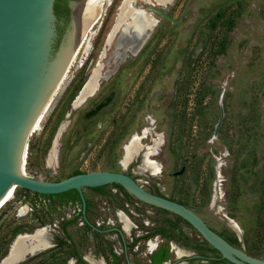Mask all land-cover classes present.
Segmentation results:
<instances>
[{
  "label": "rangeland",
  "instance_id": "1",
  "mask_svg": "<svg viewBox=\"0 0 264 264\" xmlns=\"http://www.w3.org/2000/svg\"><path fill=\"white\" fill-rule=\"evenodd\" d=\"M121 1L104 0L99 24L30 130L21 170L43 181H58L76 170L123 172L146 191L186 204L216 233L235 237L239 248L264 260V0H173L164 7L136 1L134 6L148 12L155 25L135 55L117 59L120 31L108 45L105 41ZM69 34L67 25L58 48L54 35L48 62L66 46ZM95 70L101 77L98 90L73 109ZM62 124L65 128L57 136ZM146 128L150 133L142 140L144 147L153 145L157 135L161 138L153 156L160 165L155 177L141 169L144 150L126 168L119 164L131 137ZM55 138L57 164L49 167L46 159ZM106 192L108 196H100L83 189L92 225L104 221L107 227L109 217L122 227L119 209L134 224L133 234L151 230L143 236L150 241L128 249L129 264H186V258L197 254L203 257L192 264H212L219 257L183 220L142 206L124 189ZM11 193L13 198L0 209V262L18 235L46 226L50 247L19 264H67L77 256L93 260L95 253L105 260L116 257L108 264H126L117 258L119 242L82 225V218L75 216L79 205L21 188ZM40 201L50 203L51 209ZM21 206L28 207L26 216H18ZM149 242L157 245L151 263ZM196 247L200 251L185 249Z\"/></svg>",
  "mask_w": 264,
  "mask_h": 264
},
{
  "label": "water",
  "instance_id": "2",
  "mask_svg": "<svg viewBox=\"0 0 264 264\" xmlns=\"http://www.w3.org/2000/svg\"><path fill=\"white\" fill-rule=\"evenodd\" d=\"M54 1L0 0V200L9 190L16 191L18 188L38 195H58L75 190L80 196L84 222L92 231H98L86 217L83 189L92 191L87 188L107 185L104 191H108L114 188L112 185L115 184L137 199L142 206L183 220L228 263L264 264L263 259L252 257L242 248L226 241L190 208L146 191L136 180L123 172L91 171L58 181H43L24 174L21 170L22 154L30 130L68 63V42L55 60L48 62L55 35ZM81 1L85 0L70 3L69 38L73 26L71 8ZM148 2L159 6L155 0ZM156 13L176 23L169 15L160 11ZM100 18L101 14L97 19ZM150 31L151 28L131 49H121L116 45L115 58L123 59L127 53L135 55L146 42ZM108 38L109 35L105 41L106 45ZM36 72L35 82L30 78ZM103 103L104 100L96 108L99 109ZM83 260L86 261L85 258ZM70 261L76 264L74 260Z\"/></svg>",
  "mask_w": 264,
  "mask_h": 264
},
{
  "label": "bare ground",
  "instance_id": "3",
  "mask_svg": "<svg viewBox=\"0 0 264 264\" xmlns=\"http://www.w3.org/2000/svg\"><path fill=\"white\" fill-rule=\"evenodd\" d=\"M136 1H148V0H122L117 9V15L115 20V25L109 34V38L107 39V44L112 41L114 33L117 30L120 31L121 36L116 40V45L121 49H131L138 44L141 40L140 38L146 35V32L152 29L155 25V20L152 16L146 12L145 10L134 6ZM159 6H167L173 0H155ZM138 5V4H137ZM104 8V0H85L80 3L72 5V16H73V26L72 33L68 41V57H67V66L63 71L59 81L56 83L55 87L51 91L47 101L44 103L40 112L37 115V119L42 116L46 110L48 102L53 100L55 94L60 90L61 85L63 83V77L65 73L68 72L69 66L75 61L77 54L79 51L85 47L87 42L89 41V37L92 34L94 28L99 24L100 19H97L98 16L102 13ZM97 19V20H96ZM96 20V22H94ZM94 22V23H93ZM93 25L91 26V24ZM91 26V27H90ZM133 35V36H132ZM151 36V35H150ZM30 80L37 81V72L35 75H32ZM100 75L97 70H95L90 78L84 84V87L80 93L75 97L72 107L73 109H77L81 107L89 98L94 97L96 91L98 90L100 83ZM110 101L109 99H105L103 105L104 107ZM100 107V108H101ZM99 108V109H100ZM96 111L91 112L87 115V117H91L97 112L99 109L95 108ZM35 121V123H36ZM34 123V124H35ZM34 126V125H33ZM32 126V127H33ZM65 128V124H62L59 128L57 136L63 131ZM32 129V128H31ZM149 129L142 130L141 134H134L129 143L124 147V156L120 161V166L126 168L130 163L131 159L136 155L140 154L143 150L145 151L142 155V165L141 169L146 170L150 173L151 176H157L160 173V165L156 161L153 160V156H155L159 150L161 138L157 135V138L154 140L153 145L144 147L142 144V140L147 137L150 133ZM56 136V138H57ZM156 137V136H155ZM56 138L53 141L52 147L48 152L46 164L49 167H55L57 164V141ZM25 148V147H24ZM24 150V149H23ZM23 155V154H22ZM23 158V157H22ZM23 161V160H22ZM13 198L11 190H9L4 197L0 200V209L1 207ZM28 207L21 206L18 208V216H26V212H28ZM118 218L125 229L131 228V223L129 219L123 215L122 213L118 214ZM234 230H238V226L234 222H230ZM240 230V229H239ZM49 230L48 227H39L31 234L25 233L18 235L10 249L8 254L1 260L0 264H19L26 260L29 255H36L50 247L49 241ZM149 251L153 252L157 248V245L153 242H149L148 244ZM183 252L181 250H176L177 257H182ZM90 264H103L100 260L99 262H94L90 258H85ZM67 264H73V261H70Z\"/></svg>",
  "mask_w": 264,
  "mask_h": 264
},
{
  "label": "flooded vegetation",
  "instance_id": "4",
  "mask_svg": "<svg viewBox=\"0 0 264 264\" xmlns=\"http://www.w3.org/2000/svg\"><path fill=\"white\" fill-rule=\"evenodd\" d=\"M72 1L71 0H68L67 1V4H66V7H68V9H69V22L67 23V24H65V22H64V20H62V21H60L59 22V25L62 27H67V25L68 26H70V3H71ZM65 31V30H64ZM92 191H94V192H96L98 195H100V196H103L102 195V191H99V190H92ZM86 202V207H85V214H86V217H87V219H88V215H89V213H88V208H89V205H90V201H85ZM69 204H70V206H73V205H79L80 206V208L78 209V211H76L75 212V216H80L81 218H82V211H83V208H82V204L81 203H78V202H72V201H70L69 202ZM103 209V211H109L110 209L109 208H107V209H105V208H102ZM122 212L121 210H119V209H117L116 210V212H117V217H118V214L120 213V212ZM122 214L123 215H125L123 212H122ZM105 216H106V213H105ZM126 216V215H125ZM127 217V216H126ZM106 218V217H105ZM89 220V219H88ZM82 221H83V223H82V225L83 226H85L89 231H91V232H93L95 235H98V234H102L103 235V237L105 238V239H108V240H110V241H114V242H119L120 243V245H121V253H119L118 254V260L122 263L123 261H125V263L126 264H129L130 262H129V257H128V254H129V250L128 249H132V250H134V247H136V249H138L139 248V245H140V242L141 241H150L151 240V237H148V238H146V240H144L143 239V236L144 235H149L150 234V232H151V230L149 231H145V232H143L144 233V235H142V234H133V230L131 229V228H133L134 227V224H132L131 223V221H130V223H131V225L133 226H131V230H129V234H127L126 233V230L124 229V227L122 226V227H120V228H118L115 224H114V222L112 221V219H110L109 217H108V219H107V221H106V225H107V227H104L103 226V224H104V221H102L101 223L100 222H98V226H97V224H96V222H94L93 224H94V226L95 227H97V229H98V231H92L88 226H87V224L84 222V220H83V218H82ZM151 225V224H150ZM110 229H112L111 231H109ZM136 229L138 230L139 228L136 226ZM139 231V230H138ZM108 236V237H107ZM126 237L129 239V241H126ZM139 238H142V239H139ZM130 242V243H129ZM185 249H190V250H192V251H194L195 252V250L196 249H198L197 247L196 248H185ZM156 250V249H155ZM199 250V249H198ZM200 251V250H199ZM154 252V251H153ZM152 253V252H151ZM95 256L93 257V260L92 261H97V260H101L102 261V263L103 264H108L109 263V261L106 259L105 260V258L104 257H100L99 258V256H98V254L97 253H95L94 254ZM203 257V255L202 254H197V255H195V256H193V257H190V258H186L184 261H186V264H192L194 261H196V260H198V259H200V258H202ZM114 258H116V257H114ZM79 259H80V257L79 256H77V258H76V261H75V263L76 264H79L78 263V261H79ZM87 261V260H86ZM85 260H84V262H86ZM209 261V260H208ZM111 263L113 262V261H110ZM212 262V261H211ZM87 264H90V263H88V262H86Z\"/></svg>",
  "mask_w": 264,
  "mask_h": 264
},
{
  "label": "trees",
  "instance_id": "5",
  "mask_svg": "<svg viewBox=\"0 0 264 264\" xmlns=\"http://www.w3.org/2000/svg\"><path fill=\"white\" fill-rule=\"evenodd\" d=\"M67 1L68 0H55L54 1L53 12H54V15H55V18H56V20H55V44H54V48H58V45L60 43V40H61L62 35L64 33V30H65V27H63V26L61 27L59 25V22L62 21V20H64L65 24H67L69 22V9H68V7H66ZM81 173H83V172L76 170L70 176L78 175V174H81ZM106 186L107 185L101 186V187H96V188H87V189L99 190V191H102V195L108 196L109 194L106 191H104V188ZM112 186L116 187L118 189H122L120 186L115 185V184L112 185ZM32 194L33 195H38V194H35V193H32ZM39 196L46 197V198L62 197V198H64L65 201H72V202L81 203L80 196H79L78 192L75 191V190H71V191H68L66 193H62V194H58V195H39ZM178 203H181V202H178ZM181 204H183V203H181ZM183 205L186 206V204H183ZM165 224H167L171 228H175L176 227L175 224L170 222V221H165ZM219 235L222 236L221 234H219ZM222 237L226 241H228L230 244H232L233 246L238 247V241H237V239L235 237L233 239H230V238H227V237H224V236H222ZM211 250L215 251L212 248H211ZM78 263L87 264L82 259H79ZM212 264H230V263H228L227 261L222 259L220 257V255H219L218 258H216L214 261H212Z\"/></svg>",
  "mask_w": 264,
  "mask_h": 264
},
{
  "label": "built area",
  "instance_id": "6",
  "mask_svg": "<svg viewBox=\"0 0 264 264\" xmlns=\"http://www.w3.org/2000/svg\"><path fill=\"white\" fill-rule=\"evenodd\" d=\"M39 204H42L43 206L48 207V208L51 209V204H50V203H46V202H44V201H40ZM26 207H27V206H26ZM77 211H78V209H77ZM119 212H120V211H119ZM27 213H28V212H26V214H27ZM120 213H122V212H120ZM96 224H97V226H98V222H96Z\"/></svg>",
  "mask_w": 264,
  "mask_h": 264
},
{
  "label": "crops",
  "instance_id": "7",
  "mask_svg": "<svg viewBox=\"0 0 264 264\" xmlns=\"http://www.w3.org/2000/svg\"><path fill=\"white\" fill-rule=\"evenodd\" d=\"M108 237V236H107ZM149 251V250H148ZM148 254H149V257H147L148 258V263H151V254H153V252L151 253L150 251L148 252ZM130 259V258H129ZM108 260L109 261H113L114 260V258L112 257V256H110L109 258H108Z\"/></svg>",
  "mask_w": 264,
  "mask_h": 264
}]
</instances>
